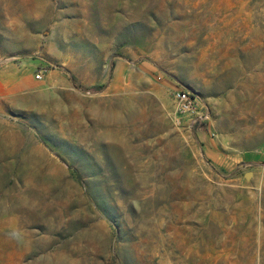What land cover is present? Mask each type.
Returning a JSON list of instances; mask_svg holds the SVG:
<instances>
[{
  "label": "rangeland",
  "instance_id": "rangeland-1",
  "mask_svg": "<svg viewBox=\"0 0 264 264\" xmlns=\"http://www.w3.org/2000/svg\"><path fill=\"white\" fill-rule=\"evenodd\" d=\"M0 264H264V0H0Z\"/></svg>",
  "mask_w": 264,
  "mask_h": 264
},
{
  "label": "built area",
  "instance_id": "built-area-1",
  "mask_svg": "<svg viewBox=\"0 0 264 264\" xmlns=\"http://www.w3.org/2000/svg\"><path fill=\"white\" fill-rule=\"evenodd\" d=\"M174 99L177 112L191 115L197 113L196 97L188 89L184 87L175 88Z\"/></svg>",
  "mask_w": 264,
  "mask_h": 264
},
{
  "label": "water",
  "instance_id": "water-1",
  "mask_svg": "<svg viewBox=\"0 0 264 264\" xmlns=\"http://www.w3.org/2000/svg\"><path fill=\"white\" fill-rule=\"evenodd\" d=\"M249 175H250V172H247V173H246V176L249 177Z\"/></svg>",
  "mask_w": 264,
  "mask_h": 264
}]
</instances>
